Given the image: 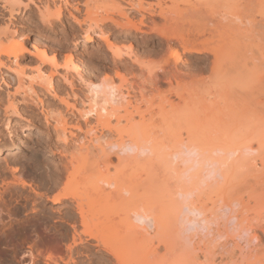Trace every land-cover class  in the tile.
Returning a JSON list of instances; mask_svg holds the SVG:
<instances>
[{"label": "bare ground", "instance_id": "obj_1", "mask_svg": "<svg viewBox=\"0 0 264 264\" xmlns=\"http://www.w3.org/2000/svg\"><path fill=\"white\" fill-rule=\"evenodd\" d=\"M167 1L171 5L168 6ZM251 1L220 0L216 5L207 1L191 4L184 10L190 18L187 31L185 30L187 34L170 31L164 27L165 23L169 24V20L174 19L170 18L172 14L178 13L177 6L182 3L179 0H153L148 3V8L144 7L143 0H126L128 5L126 7L139 14L136 20L128 16L127 10L113 5L126 20L124 23L120 22V18L117 20L108 15L101 14L102 17L99 18L89 17V23L83 30L84 41L94 42L91 31L98 29L97 42L105 44L110 52L115 77L121 79L120 82L127 81L126 74L131 75L130 77L138 75L143 77L138 90L130 85L126 93L122 92L121 84L115 85L112 76L108 74L98 80L84 78L79 65L73 62L71 55L61 65L58 62L57 51L53 50L50 53L46 48L37 46V43L46 40V37L32 36L33 44L30 49L25 45L27 36L14 38L9 30L0 31V68L12 69L20 84L25 68L20 66L18 60L29 55L38 62L34 78L44 81L43 94H52L68 109V114L74 120L83 119L85 125L89 126L84 129L77 121L68 122L61 113L55 118L54 137L61 145L57 150L52 148L48 153L59 154L62 167L56 174L71 184L68 183L62 191L46 198L52 203H60L62 200L69 203L65 206L71 212L63 220L72 230V243L76 249L68 247L71 249L69 253L59 259L47 253L48 255L42 259L44 264H83L84 261H91L94 258L92 253H84L77 248L78 244L85 243H89L95 248V252H99L97 264H214L213 253L210 251L205 252L210 253L211 257L202 254L203 260L199 258L193 237L199 232L208 235L218 219H222L225 226L238 231V234L242 233L241 235L247 234L252 226L255 227L254 230L259 229L264 233V217L261 216L264 209V179L261 178L264 171V143L258 144L257 148L260 151L243 142L205 143L196 132L195 123L186 131L184 137L168 143L155 141L152 133L133 131V125L138 123V120L143 121L146 114L154 111L164 114L169 109L179 108L188 111L192 107L189 99L179 94L177 97L182 104L175 103L170 98L172 90L169 85L171 78L177 75L176 62L180 55L176 59L172 56L176 62L171 67L168 56L157 67L147 66L132 50L124 52L115 47L110 41L108 31L100 30L99 27L102 21L107 20L114 28L123 31V37L135 38L134 35L145 32L147 29L144 30L142 27L147 26L165 39L168 50L171 49L174 57L178 54V47L187 54L209 51L213 54L211 70H223L225 73L233 74L238 68L234 61L236 57L233 53L234 47L238 48L255 40L235 24L236 19H240V13L252 3ZM216 12L218 17H214ZM54 17L57 19L60 17L59 9ZM156 17L164 22L161 24L156 22ZM49 23H52L50 19ZM255 31L257 32V29ZM205 35L215 37L216 49L205 46L207 43ZM40 65H48L49 72L44 73ZM121 67L125 72H121ZM59 68L63 69L62 73L58 72ZM58 74L71 88V91L65 92L63 96L57 95L53 87V77ZM76 79L86 87L89 105L87 108L77 109L68 99L74 93L73 81ZM28 88L34 93L32 83ZM147 89L150 94L145 93ZM24 93L21 97L23 103L28 98L27 91ZM124 95L138 98L133 103ZM38 101L42 103L41 99ZM142 102L145 104L144 108L141 106ZM4 109L11 110L13 114L18 113L13 100L8 101ZM234 113L233 118L231 117L233 124L242 125L249 122L242 112ZM90 117L95 119V123L87 125ZM191 119L196 121L198 117ZM8 120L7 117L6 124ZM111 120H115V124L121 121L130 124L128 139L119 142L107 140L100 142L104 130L107 134L113 130ZM98 126L103 130L100 131V135L95 133ZM79 132L84 134L83 139L85 136L88 138L83 140ZM41 133L44 132L41 130ZM70 144H73L71 150L68 149ZM16 146L15 144L12 147ZM256 151L257 156L245 159V155L256 154ZM112 157L115 158V162L112 161ZM256 160L260 161V166H257ZM110 167L118 172L119 177L101 179L95 174ZM243 171L249 172L248 175L253 177L250 181L246 179L249 182L246 187L244 185L240 187L241 189L235 188L234 192L223 191L220 186L211 189V185L218 180L229 182L236 176V172ZM122 176L128 178V182H124ZM80 182L93 185L92 193L74 188ZM103 198L102 202L96 201ZM31 199L26 201L30 203ZM35 201L37 198L32 199L33 206ZM2 204L0 203V212L4 211L5 215L10 216V210ZM30 209L35 210L32 206ZM236 209L241 218L234 214ZM250 211L255 214V217H252L255 220L253 223L250 222L254 221L250 219ZM260 239L255 233L249 242L261 244ZM91 240L93 242H90ZM28 249L25 256L29 257L31 264H35L40 259V253L36 251L35 246L30 245ZM161 249L162 252L159 251Z\"/></svg>", "mask_w": 264, "mask_h": 264}, {"label": "rangeland", "instance_id": "obj_2", "mask_svg": "<svg viewBox=\"0 0 264 264\" xmlns=\"http://www.w3.org/2000/svg\"><path fill=\"white\" fill-rule=\"evenodd\" d=\"M150 1L153 0H147V2L143 0L145 8L149 7ZM179 1L182 3L177 6L178 13L172 14L174 17L170 18H174L173 21L169 20L170 23H165L164 27L170 31H181L187 34L190 18L184 10L194 3L207 1L209 4L212 2L216 5L220 0ZM251 2L240 13V19H236L235 24L243 32L250 34L251 39L253 36L255 40L241 47H234L233 53L236 56L234 61L238 68L233 74L225 73L223 70H211L213 54L209 51L187 54L178 47V54L174 57L171 49L168 50L169 47L165 39L147 26L142 27L144 30L147 29L145 32L135 34V38H127L123 37L124 33L121 29L114 28L109 21L104 20L99 24L100 30L108 31L111 36L110 41L115 47L117 46L124 52L132 50L147 66L157 67L168 56L171 67L176 62L174 59L180 55L176 62L177 75L171 78L169 85L172 90L170 98L175 103L182 104L177 97L179 94L189 99L192 107L188 111L179 108L177 110L169 109L164 114L155 111L154 114H146L143 121L138 120V123L133 125V131L152 133L155 141L168 143L176 138L184 137L186 131L195 123L194 128L205 143L212 141L219 143L243 142L244 144L249 143L253 149L259 150L258 144L264 143V26H261L264 25V0H252ZM166 3L168 6L171 5L169 1ZM113 5L127 10L128 16L132 20L138 19L139 14L133 13L126 7L128 6L126 0H8L6 2L0 0V31L7 29L13 33L14 38L27 36L25 45L30 49L33 44L32 36L46 37L47 39L37 43V46L46 48L50 53L53 50L57 51L58 62L61 65L71 55L73 62L79 65L84 78L98 80L108 74L112 76L115 85L121 84L122 92L126 93L127 87L129 88L130 85L138 90L142 85L143 77H138L139 75L136 76L137 78L130 77L131 75L126 74L127 81L120 82L121 79L115 77L111 64L112 56L106 45L97 42L98 29L95 28L91 31L95 39L94 42L85 43L83 36V30L87 27L88 19L91 16L99 18L102 15H108L117 20L120 18V22L126 21ZM58 9L60 17L57 19L54 16ZM218 16L216 12L214 17ZM49 19L52 25L49 23ZM155 20L160 24L164 22L158 17ZM183 30H186V33ZM115 35L116 37H114ZM205 36L207 38L205 46L216 49L215 37ZM18 63L25 68L22 84H19L12 69L0 68V198L3 201L0 200V203L10 210V216L5 215L4 211L0 212V264H31L29 257L25 256L30 245L35 246L36 251L40 253V259L35 264H44L42 259L48 255L47 253L59 259L65 257L71 249H76L72 243V230L69 224L63 220L71 212L65 206L69 203L66 200L52 203L46 198L62 191L68 183L71 184L67 179L56 174L62 167L59 154L48 153L52 148L57 150L61 145L54 137L55 118L61 113L68 122L75 123L77 121L84 129L89 126L85 125L83 119L74 120L68 114V109L52 94H43L44 81L34 78L38 65L35 59L26 55L24 58L20 57ZM39 67L44 73L49 72L48 65ZM120 70L125 72L123 67ZM58 72L62 73L63 69L59 68ZM52 82L54 90L59 96L71 91L67 82H64L59 74L53 77ZM73 82L74 93L71 97L69 96V101L77 109L87 108L89 105L84 83L77 79ZM30 83H32L34 93L28 88ZM26 91L29 96L26 94L28 98L26 103H23L21 97ZM136 93L134 92L135 95H138ZM145 93L150 94L148 89ZM125 98L131 99L135 103L138 97L126 96ZM38 99H41L42 103H39ZM11 100L15 101L18 110L16 114H13L11 110L4 109L8 101ZM125 102L124 100L123 104ZM141 106L144 108L145 104L142 102ZM234 111L245 114L249 122L242 125L233 124L231 117L235 115ZM7 117L9 120L6 124ZM196 117H198L196 121L191 119ZM111 121L114 128L110 134H107L106 130L103 131L99 126L96 127V135H100V131H103L104 134L100 142L106 140L119 142L128 139L131 131L130 124H126L124 121L115 124V120ZM90 123L94 124L95 119L90 117L87 125ZM27 126L30 129H25ZM41 130L44 133H41ZM79 134L81 138L84 135L82 132ZM87 138L88 136H85L82 139L86 140ZM15 144L17 146L12 147ZM72 148L73 144H70L68 149ZM257 152L244 157L248 159L251 156H257ZM112 161L115 162V158L112 157ZM256 161L257 166H260V161ZM236 173V176H233L234 178L232 177L229 182L220 179L213 183L211 189L220 186L223 191L234 192L235 188L241 189L240 187L244 185L246 187L249 183L247 180H253L247 171H243V174ZM95 174L99 175L101 179L119 177L113 167L107 170L101 169L99 173ZM95 174L93 173V175ZM262 175L261 178L264 179V171ZM127 180L128 178L123 179L124 182H128ZM74 188L79 191L80 189L84 190L89 194L94 190L93 185L84 182L78 183V186ZM31 198H37L34 206L31 204ZM26 199L27 201L31 199V202H27ZM244 199L246 198L244 197ZM96 201L102 202L104 198ZM31 206L35 209L34 211L30 209ZM19 209L21 210L19 211ZM237 212L239 211L236 209L234 214L241 218L242 216ZM251 213L250 211V219L254 220L252 217L255 214ZM261 216L264 217V209ZM250 222L253 223L255 220ZM77 223L79 226V221ZM252 227L247 234L241 235L242 233L238 234V231L225 226L222 219H218L212 225L208 235L200 232L195 234L193 244L196 246L198 250L196 252L201 260H203L204 254L210 256V253H213L214 264H264V233L259 229L254 230L255 227ZM255 233L261 238V244L249 242ZM78 246L80 251L94 255L91 261H84L83 264H97L99 252H95L92 245L85 243L78 244ZM159 251L162 252L163 249ZM205 251H210V253ZM258 259L261 260L258 261Z\"/></svg>", "mask_w": 264, "mask_h": 264}]
</instances>
